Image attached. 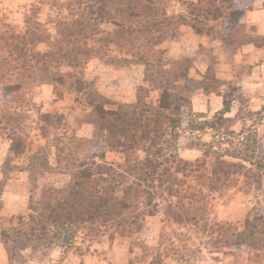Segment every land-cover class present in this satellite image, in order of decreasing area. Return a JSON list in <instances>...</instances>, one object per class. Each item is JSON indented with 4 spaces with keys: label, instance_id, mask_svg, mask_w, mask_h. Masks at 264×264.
I'll use <instances>...</instances> for the list:
<instances>
[{
    "label": "trees",
    "instance_id": "1",
    "mask_svg": "<svg viewBox=\"0 0 264 264\" xmlns=\"http://www.w3.org/2000/svg\"><path fill=\"white\" fill-rule=\"evenodd\" d=\"M172 1L50 0L54 14H48L44 22L33 26L32 17L26 15L22 32H0L4 94L16 96L41 84L52 86L58 97L73 93L86 107L80 121L92 127L89 138L55 134V166L68 172L71 179L62 188H41L36 198L30 196L28 214L15 222L9 219L10 226L0 229L8 264H17L16 250L28 246L41 248L54 241L71 245L80 229L86 230L87 237L108 232L110 239L131 238L142 230L146 216L158 212L176 228L162 230L155 247L139 245L138 264H164L167 257L187 261L201 255L203 248L211 252L226 247L246 253L245 264H264V205L248 212L239 227L231 222L209 225L206 216L209 195L228 187L233 177H247L252 167L264 169V157L256 159L255 140L252 147L223 153L213 149L215 143L211 142L195 162L180 157L179 137L191 112L186 78L193 64L187 57L167 56L161 46L185 25L195 34L218 36L222 31L214 23L225 18L229 20L223 24L221 41L238 45L258 42L253 37L242 41L231 34L232 24L237 25L235 17L241 13L236 0H176L183 7L177 12L170 10ZM40 9L36 8V14ZM40 44L43 48L36 49ZM95 57L107 65H142L143 84L137 87L135 101L113 100L98 90L95 80L77 71ZM201 85L204 93L222 96L221 116L230 110L232 94L221 93L210 66L202 73ZM151 91H157L156 101L149 99ZM40 117L43 122L51 121L49 114ZM13 122L11 116L0 115V130H5L10 140L6 156L10 168L11 158L27 150ZM61 125V117L55 118V128ZM203 127L192 120L188 124L190 130ZM41 134L45 137V132ZM221 134L227 135L225 130ZM107 152L120 153L122 161L107 160ZM49 167L45 147L39 146L25 170L34 173L36 183ZM8 171H2L0 192ZM193 227L200 229L204 238L206 234V239L194 242L190 235ZM128 264L136 263L131 260Z\"/></svg>",
    "mask_w": 264,
    "mask_h": 264
},
{
    "label": "rangeland",
    "instance_id": "2",
    "mask_svg": "<svg viewBox=\"0 0 264 264\" xmlns=\"http://www.w3.org/2000/svg\"><path fill=\"white\" fill-rule=\"evenodd\" d=\"M235 3L241 13L235 17L238 26L232 24L234 28L231 34L242 41L253 37L257 40V45H238L236 41L227 44L221 41L224 37L223 24L227 23L229 18L214 23L215 27L222 31L219 34L222 37L200 35L190 39L185 38L184 31L179 29L176 37L166 39L161 45L167 56L173 59L187 57L193 64L186 78L191 112L184 119L179 137V155L189 162L201 159L202 150L207 149V144L211 142L215 143L213 149L223 153L226 149L244 150L245 145L252 147L255 140L256 159L264 157V39H261V36H264V0H236ZM37 7L41 8L38 14ZM182 8L176 0L171 2V11L177 12ZM48 14H54L50 9V0H0V32L6 35L12 31L22 32L25 29L26 15L32 17L30 23L35 26L38 21L44 22ZM230 29L227 28V31ZM98 43L97 40L96 45ZM42 48L41 44L36 47ZM2 53L7 55L4 50ZM208 66L215 72L221 93L232 94L230 110L223 116L219 113L222 108V96L214 92L204 93L202 89V73ZM77 71L86 78L95 80L102 94L122 102L135 101L137 87L143 84V67L140 64L107 65L99 57H95L90 64ZM1 83L0 78V115L13 118L11 125L20 129L27 146L24 154L11 158L10 168L6 163L10 140L5 130H0V179L3 170H10L6 181V184L11 186L8 193L16 196L9 207L8 212H12L10 216L0 215L2 228L10 226L9 219L15 222L20 216L28 214L29 198L32 195L36 198L41 188H62L69 183L70 174L55 166V134L65 133L70 136L75 133L79 137L89 138L92 127L80 121L86 107L83 102L76 101L73 93H64L58 97L52 86L41 84L30 86L16 96L6 95ZM157 96V91H151L149 99L156 101ZM42 113L49 114L51 121H41ZM219 116L222 119H219ZM60 117L62 125L56 129L55 118ZM191 120L194 124L204 127L190 130L188 124ZM211 123L215 126L210 127L208 124ZM224 130L226 136L221 134ZM41 132H45V137ZM217 141L219 142L216 145ZM191 144L199 145L197 148H187ZM39 146L45 147L51 169L39 175L35 183L34 173L29 175L25 169L30 156ZM106 158L110 161H122V155L118 152H107ZM225 158L237 161L228 156ZM207 161L209 162L208 157ZM251 170L252 173L247 177L242 174L233 177L228 187L209 195L206 214L209 225L215 222H231L239 227L248 212L264 205V169L252 167ZM4 188L0 192V207ZM173 228H176V225L158 212L146 216L142 230L131 238L115 236L110 239L108 232L87 237L86 230L80 229L71 245L61 246L54 241L41 248L28 246L23 250H16L15 258L17 264H128L131 260L138 264L137 260L141 259L139 245L155 247L160 232H169ZM199 230L193 227L190 234L196 243L206 239V234L204 238V234ZM196 256H191L187 261L167 257L164 264H245L248 257L243 251L230 247L211 252L203 248L201 255Z\"/></svg>",
    "mask_w": 264,
    "mask_h": 264
},
{
    "label": "crops",
    "instance_id": "3",
    "mask_svg": "<svg viewBox=\"0 0 264 264\" xmlns=\"http://www.w3.org/2000/svg\"><path fill=\"white\" fill-rule=\"evenodd\" d=\"M180 29L182 31H184V37L185 38H192V37H198L200 35L198 34H195L192 30V28L190 26H181ZM221 104H222V100H221ZM4 194H3V202H2V205L0 207V215L1 216H8L9 213L8 211L9 210V207L10 205L13 203V199L16 197L14 194H9L8 192L10 191L8 188L11 187L10 185L6 184L4 185ZM15 196V197H14ZM10 216V215H9ZM1 229V227H0ZM0 264H8V259H7V255H6V252L2 246V243H1V240H0ZM20 264H26V263H20Z\"/></svg>",
    "mask_w": 264,
    "mask_h": 264
}]
</instances>
